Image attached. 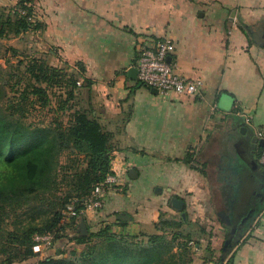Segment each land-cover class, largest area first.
<instances>
[{
    "label": "crops",
    "instance_id": "1",
    "mask_svg": "<svg viewBox=\"0 0 264 264\" xmlns=\"http://www.w3.org/2000/svg\"><path fill=\"white\" fill-rule=\"evenodd\" d=\"M30 6L40 52L77 64L90 80L78 83L79 106L112 134L110 171L121 177L120 185L106 187L101 208H86L65 226L56 253L74 243L82 220L86 234L104 228L127 237L155 234L161 214H174V198L183 201L178 211L187 219L215 225L216 248L222 229L235 224L233 170L241 161L253 181L246 201L261 199L230 264H264V177L238 154L242 128L251 138L264 129V42L256 38L264 35V0H31ZM161 39L173 43L178 72L200 82L198 94L163 96L129 72L139 52ZM260 148L250 143L258 164Z\"/></svg>",
    "mask_w": 264,
    "mask_h": 264
},
{
    "label": "trees",
    "instance_id": "2",
    "mask_svg": "<svg viewBox=\"0 0 264 264\" xmlns=\"http://www.w3.org/2000/svg\"><path fill=\"white\" fill-rule=\"evenodd\" d=\"M25 1L20 0L22 6L15 10L13 18L0 13V38L40 31L31 6ZM22 10L25 12L21 13ZM28 56L24 57L27 61L17 62L18 66L25 65L23 76L29 79L21 89L23 76L11 72L7 66L9 58L3 55L5 64H0V264L22 263L37 256L34 234L55 232L56 240L63 237L66 233L65 226L60 225L63 208L70 204L76 210L83 209L94 188L111 173L112 134L78 101L73 102L77 100L79 81L90 85L83 69L78 66L77 74L66 78L46 59ZM53 86L65 88V97L62 99L60 95L56 108L47 110L55 115L50 121L26 123L27 109L26 114H15V107L21 103L32 107L37 102L45 108L51 103L47 89ZM15 91L19 93L17 98L11 94ZM62 156L65 163L60 161ZM169 217L161 214L155 234L127 237L108 228L95 234L78 233L70 240L81 245L79 251L67 255L62 251L55 254L57 257L40 258L35 264H182L184 255L173 250L174 239L166 240L158 234L165 232L164 224ZM139 236L148 239L139 242Z\"/></svg>",
    "mask_w": 264,
    "mask_h": 264
},
{
    "label": "rangeland",
    "instance_id": "3",
    "mask_svg": "<svg viewBox=\"0 0 264 264\" xmlns=\"http://www.w3.org/2000/svg\"><path fill=\"white\" fill-rule=\"evenodd\" d=\"M31 0H26L25 3L27 6H30ZM22 3L20 0H4V2L0 1V13L5 16H10L13 18L15 15V10H19ZM4 9V10H3ZM25 12L24 10L21 11V13ZM20 13V14H21ZM252 30H258L261 31L263 30L259 25H254L252 26ZM38 33H27V34H22L18 37L14 36H6V38H0V64H5L3 55L9 58V64L7 65L10 66L11 72H14L13 74H16L17 76L19 73L23 76L24 68L25 65L23 66H18L17 62L19 60L23 59L25 60V56L29 55H34L36 57H42L43 55L40 52L39 48V36H37ZM256 38L258 40H261L264 42V35L258 34L256 35ZM12 48V49H9ZM47 63L53 67L58 68L61 70L64 74L65 77L67 78L69 75H72L73 73L77 74V64L71 65L68 64L67 62L61 60V59H52L51 57H48L47 55L45 58ZM27 61V60H25ZM13 70V71H12ZM21 82H20V89L26 86L28 84V76H23L20 77ZM15 79L12 80L14 82ZM33 82V81H32ZM46 86V85H43ZM30 89V88H29ZM49 98L51 99V103L47 105L45 108H41L39 103H34V105L31 107V104H24L21 103V105H18L15 107V114L18 115L21 112L26 114L24 110L27 109V117L25 119V122H35L38 123L40 121L48 122L52 117H54V112L52 111H47L49 108L54 110L57 105V100L59 99V96L61 95L62 99L65 97V88H58L57 86L53 87H48L47 89ZM14 95L15 98L19 96L18 91L11 93ZM64 96V97H63ZM76 96L78 97V92L76 90ZM30 98H34L32 95H30ZM77 100H73L74 103H76ZM71 102V101H70ZM69 103V102H68ZM70 104V103H69ZM24 108V109H23ZM23 109V110H22ZM29 110V111H28ZM61 113V111H59ZM65 121L66 118H63ZM239 151L244 152V148L240 146ZM255 157H259V153L256 152L254 154ZM257 157V158H258ZM239 160V159H238ZM61 163L66 162L65 156H62L60 158ZM240 162V163H239ZM259 162V159H258ZM239 165H234V170L233 172L237 175L238 177V182L237 185L235 186V194H234V199H232L233 204H234V209L232 210V220L236 224L237 220L239 217L237 216L240 212H242L243 208L251 203V200L246 201L248 193H249V187L251 178L248 177L249 173L243 167L241 161H238ZM250 180V181H249ZM253 182V181H251ZM251 199V198H250ZM70 199H68L69 201ZM70 205V204H69ZM67 205V206H69ZM171 205V206H170ZM65 208H63L62 211H64ZM169 207L172 208V213L168 219H166V223L164 224L165 226V232L161 233L159 232V235H163L166 240H173L174 244V251H179L184 255V259L182 260V264H230L231 261V254L227 255V258H224L222 255V247L223 243L225 241L226 235L228 234L229 228H224L222 229V235L220 237V242L218 243V246L215 248L211 245V240L210 238L215 235V225H206L201 224L199 225L198 221L197 222H192L191 220L187 219V216L183 215V212H179L178 210L176 211L173 207V205L169 202ZM241 210V211H240ZM211 215V212H210ZM240 215V214H239ZM173 222L180 223L181 225L176 227ZM196 223V224H195ZM148 236H139L137 237V241L139 242H145L147 241ZM128 241H134L132 239H127ZM75 243V242H74ZM92 243V242H91ZM69 247H66L63 252L64 254L67 255L70 251L73 250H78L75 249L76 247L74 244H69ZM81 249V245H80ZM79 249V250H80ZM78 250V251H79ZM232 251V250H231ZM230 251V252H231ZM76 252V251H75ZM56 253L53 252L51 255L54 256ZM54 257H57L56 255Z\"/></svg>",
    "mask_w": 264,
    "mask_h": 264
},
{
    "label": "built area",
    "instance_id": "4",
    "mask_svg": "<svg viewBox=\"0 0 264 264\" xmlns=\"http://www.w3.org/2000/svg\"><path fill=\"white\" fill-rule=\"evenodd\" d=\"M174 45L169 39L152 42L147 48L141 50L136 59L138 81L148 88H154L163 96H191L198 94L200 82L190 79L178 72L177 62L171 58ZM170 56V60L167 57ZM254 137L263 141L259 154V163L264 166V129L253 131ZM121 177L109 173L101 184L96 186L91 195L85 200L84 208L76 210L73 205L62 211L60 225L66 226L72 219H78L84 209H98L103 206V196L108 186L120 185ZM34 251L38 257L46 258L55 252V232H45L33 235Z\"/></svg>",
    "mask_w": 264,
    "mask_h": 264
},
{
    "label": "water",
    "instance_id": "5",
    "mask_svg": "<svg viewBox=\"0 0 264 264\" xmlns=\"http://www.w3.org/2000/svg\"><path fill=\"white\" fill-rule=\"evenodd\" d=\"M167 60H170V56L167 57ZM129 72L131 74L137 73V69L131 68ZM151 91L154 93H158V91L154 88H151ZM240 133L244 136L243 140H241V145L244 148V152H241V151L238 152L240 158L245 162V164L250 168V170L253 171L257 176L264 177L263 172L259 168V164L252 157V151L250 149V143H254V144H257L259 147H262L263 141L261 139L257 140L256 138H251L249 135H245L243 128L240 130ZM253 203H254V200L251 202V205ZM172 205L176 210H181L183 206V201L181 199L174 198L172 199ZM253 208L254 207H251L249 211L247 212V214L243 216L242 218H240V220L233 227L230 228L228 234L226 235V238H225V241L222 247L223 257H225L232 250V248L235 246V243L242 236L246 228L247 222L250 221L251 218H253V216L251 217ZM86 231L87 230L82 220L80 232L82 235H85ZM57 254H59V250L57 251Z\"/></svg>",
    "mask_w": 264,
    "mask_h": 264
},
{
    "label": "flooded vegetation",
    "instance_id": "6",
    "mask_svg": "<svg viewBox=\"0 0 264 264\" xmlns=\"http://www.w3.org/2000/svg\"><path fill=\"white\" fill-rule=\"evenodd\" d=\"M259 199H261V196L260 195H257L256 197H255V199H254V203L252 204L253 205V207H254V209H253V212H252V214H251V217L252 216H254V214H255V206H257L256 204H257V202L259 201ZM251 205V206H252ZM249 211V209H247V210H245V211H242V212H240V215H238V217H239V219L237 220V222L240 220V218H242L243 216H245L246 214H247V212ZM249 220V219H248ZM236 222V223H237ZM248 223V222H247ZM235 225V224H234ZM233 225V226H234ZM233 226H231V227H233Z\"/></svg>",
    "mask_w": 264,
    "mask_h": 264
}]
</instances>
